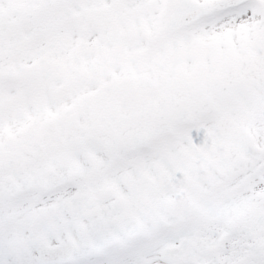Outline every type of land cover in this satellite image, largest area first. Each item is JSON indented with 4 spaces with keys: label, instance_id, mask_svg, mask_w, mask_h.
I'll return each instance as SVG.
<instances>
[{
    "label": "snow or ice",
    "instance_id": "obj_1",
    "mask_svg": "<svg viewBox=\"0 0 264 264\" xmlns=\"http://www.w3.org/2000/svg\"><path fill=\"white\" fill-rule=\"evenodd\" d=\"M0 264H264V0H0Z\"/></svg>",
    "mask_w": 264,
    "mask_h": 264
}]
</instances>
